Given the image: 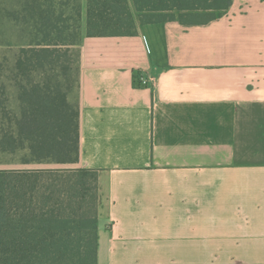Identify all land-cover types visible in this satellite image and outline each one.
Returning a JSON list of instances; mask_svg holds the SVG:
<instances>
[{"label":"crops","instance_id":"obj_1","mask_svg":"<svg viewBox=\"0 0 264 264\" xmlns=\"http://www.w3.org/2000/svg\"><path fill=\"white\" fill-rule=\"evenodd\" d=\"M85 7L77 166L98 170L97 264H264V0L204 24L132 7L125 36H89Z\"/></svg>","mask_w":264,"mask_h":264},{"label":"trees","instance_id":"obj_2","mask_svg":"<svg viewBox=\"0 0 264 264\" xmlns=\"http://www.w3.org/2000/svg\"><path fill=\"white\" fill-rule=\"evenodd\" d=\"M232 0H86L89 36L204 24ZM83 0H0V264H97L98 170L77 166Z\"/></svg>","mask_w":264,"mask_h":264},{"label":"rangeland","instance_id":"obj_3","mask_svg":"<svg viewBox=\"0 0 264 264\" xmlns=\"http://www.w3.org/2000/svg\"><path fill=\"white\" fill-rule=\"evenodd\" d=\"M77 93H78V89L77 87H74L73 90L69 94V99L72 102H75L77 100Z\"/></svg>","mask_w":264,"mask_h":264},{"label":"built area","instance_id":"obj_4","mask_svg":"<svg viewBox=\"0 0 264 264\" xmlns=\"http://www.w3.org/2000/svg\"><path fill=\"white\" fill-rule=\"evenodd\" d=\"M140 82H141V83H143V82H144V80H143V79H140Z\"/></svg>","mask_w":264,"mask_h":264}]
</instances>
